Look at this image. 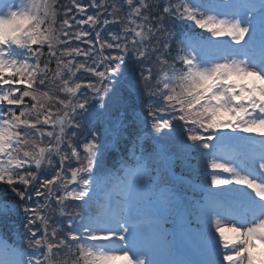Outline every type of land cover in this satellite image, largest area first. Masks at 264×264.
<instances>
[{
  "label": "snow or ice",
  "instance_id": "snow-or-ice-1",
  "mask_svg": "<svg viewBox=\"0 0 264 264\" xmlns=\"http://www.w3.org/2000/svg\"><path fill=\"white\" fill-rule=\"evenodd\" d=\"M11 216L0 264H264V0H0Z\"/></svg>",
  "mask_w": 264,
  "mask_h": 264
},
{
  "label": "rangeland",
  "instance_id": "rangeland-1",
  "mask_svg": "<svg viewBox=\"0 0 264 264\" xmlns=\"http://www.w3.org/2000/svg\"><path fill=\"white\" fill-rule=\"evenodd\" d=\"M13 219L11 220V221H15L16 220V217L15 216H13L12 217ZM11 223V222H10ZM16 232L18 233V231H17V229H16ZM0 238H2L5 242H7L4 238H3V236L2 235H0ZM17 238H18V243H19V236L17 235ZM8 244H10L9 242H7ZM261 247L262 248H264V245H261Z\"/></svg>",
  "mask_w": 264,
  "mask_h": 264
},
{
  "label": "trees",
  "instance_id": "trees-1",
  "mask_svg": "<svg viewBox=\"0 0 264 264\" xmlns=\"http://www.w3.org/2000/svg\"><path fill=\"white\" fill-rule=\"evenodd\" d=\"M5 199L11 201V200L14 199V197L10 194V195H8L7 197H5Z\"/></svg>",
  "mask_w": 264,
  "mask_h": 264
}]
</instances>
